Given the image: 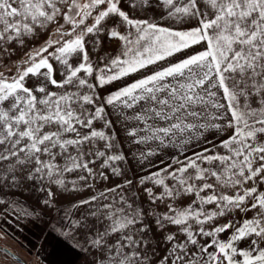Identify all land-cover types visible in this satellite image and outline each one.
<instances>
[{"label": "snow or ice", "instance_id": "obj_1", "mask_svg": "<svg viewBox=\"0 0 264 264\" xmlns=\"http://www.w3.org/2000/svg\"><path fill=\"white\" fill-rule=\"evenodd\" d=\"M117 123L172 159L134 183ZM86 189L57 237L91 264H264V0H0V223Z\"/></svg>", "mask_w": 264, "mask_h": 264}, {"label": "rangeland", "instance_id": "obj_2", "mask_svg": "<svg viewBox=\"0 0 264 264\" xmlns=\"http://www.w3.org/2000/svg\"><path fill=\"white\" fill-rule=\"evenodd\" d=\"M102 47L111 51L115 46L112 40L104 37L102 38ZM189 51L192 50L190 49ZM19 54L20 53L18 50L17 57H13V59L18 58ZM158 67L159 65L152 66L153 69ZM141 75L142 73H137L133 77L125 78V81L116 82V84L122 86L125 82H131L133 79L138 78ZM107 90L114 91L115 86L106 85L103 89L97 88V91L102 96L108 95ZM107 111L111 112V107H108ZM110 118L115 119L114 116H111ZM100 124H102V122H98V126ZM115 127L119 133L118 138L122 141V151L126 155V161L120 162V166L126 171L127 177L134 180V183L138 181V178L140 176L147 175L149 172L156 171L158 168L163 167V164L159 162V156H162L165 162L172 159L171 155H166L164 152H162L159 154V156H153L150 158L151 161L155 162V167L145 168L144 165L138 163L137 159L134 158L132 153L142 148H146L147 146L131 145L128 139L125 138V134L120 124L117 123ZM174 151L175 150L173 149L165 150V152L169 153H172ZM145 163L148 162L145 161ZM109 175L111 177V181H99L97 183V189H100L102 185H106L109 183L114 185L116 182H123L124 180L123 176H113L110 172ZM65 179L69 181L76 180L77 176L75 173L66 174ZM139 187L142 186L138 185V188ZM89 191L90 190L86 189L79 194L64 193V196L67 197V199L61 202V204L59 205V211L55 208L45 210L42 205L36 206L35 216L22 218L19 221H16L15 217H11L7 224L0 223V227H3L4 231L7 232V238L4 240H0V245H3L5 248L12 250L21 258H25L29 253H31V259L35 262V264H91L93 256L88 251L89 245L85 244L82 237H77L80 246L74 247V250L71 252L68 250L69 246L75 245L76 241L66 240L64 237H57V233L61 228H63L64 224L67 223V221H64L62 219L63 210L68 209L69 211H74V209L71 208L70 201L74 200L77 195H89ZM25 195L29 194L25 193ZM38 195L42 196L43 194L41 193ZM140 196L141 200H143L142 193L140 194ZM57 198L59 199V197ZM8 199H12V197H9ZM28 203L35 206V197H33L31 201H28ZM143 206L147 208L148 204L144 203ZM163 210V205H161L160 208L157 209L158 212ZM224 219L225 218H219L217 222L222 223ZM52 227H56L57 232H52L51 235H48ZM222 235L226 236L227 234ZM81 247L83 248V251H81ZM57 252L59 256L56 255ZM37 253H39V256H37ZM55 256L58 258H56ZM6 264H14V262H12L11 258H9V261L6 262Z\"/></svg>", "mask_w": 264, "mask_h": 264}, {"label": "crops", "instance_id": "obj_3", "mask_svg": "<svg viewBox=\"0 0 264 264\" xmlns=\"http://www.w3.org/2000/svg\"><path fill=\"white\" fill-rule=\"evenodd\" d=\"M34 250H36V249H34ZM37 250H39V249H37ZM42 252H43V251H42ZM56 255L59 256V255H58V252L56 253ZM55 257H56V256H55ZM56 258H58V257H56ZM45 262H46V261H45ZM49 262H50V261H49Z\"/></svg>", "mask_w": 264, "mask_h": 264}]
</instances>
